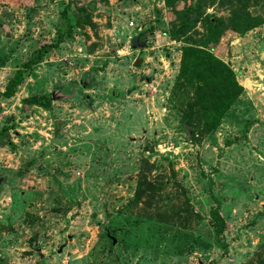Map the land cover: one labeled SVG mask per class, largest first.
Instances as JSON below:
<instances>
[{"label": "rangeland", "instance_id": "obj_1", "mask_svg": "<svg viewBox=\"0 0 264 264\" xmlns=\"http://www.w3.org/2000/svg\"><path fill=\"white\" fill-rule=\"evenodd\" d=\"M214 2L228 29L211 48L245 91L199 143L173 99L185 43L165 0H0V91L63 34L0 98V264H264V0ZM186 202L194 229L151 219Z\"/></svg>", "mask_w": 264, "mask_h": 264}, {"label": "trees", "instance_id": "obj_2", "mask_svg": "<svg viewBox=\"0 0 264 264\" xmlns=\"http://www.w3.org/2000/svg\"><path fill=\"white\" fill-rule=\"evenodd\" d=\"M165 1L167 7L176 15L169 34L173 40L185 43L179 73L173 88V99L180 114V121L188 131L190 140L200 143L220 127L227 113L242 97L245 89L238 81L232 67L218 57L211 48L213 43L216 44L221 40L228 29L225 28L224 18L210 16L206 12L208 6H213L214 0H202L199 7L188 5L183 9H177L176 0ZM64 15L66 18V13ZM202 27L205 29L200 31ZM257 27L256 21H250L243 30H252ZM62 41L63 34H60L56 43L43 46L34 58L21 64L5 90L0 91V98L14 97L17 88L24 82L25 76L42 62L45 50L58 47ZM24 104L48 108L51 105V99L43 95H33L26 98ZM3 130L5 132L7 128ZM146 164L148 165L149 162ZM145 173L141 176L139 188L142 189L146 185L151 191L148 166L145 168ZM5 184L6 178L0 176V190ZM165 187H168V183H165ZM159 212L167 214L151 219L167 226H177L188 230L196 228L197 224L194 223L199 218L187 202L181 209L173 206ZM211 214L216 236L224 242L222 238H224L226 226L225 219L218 208H214Z\"/></svg>", "mask_w": 264, "mask_h": 264}, {"label": "water", "instance_id": "obj_3", "mask_svg": "<svg viewBox=\"0 0 264 264\" xmlns=\"http://www.w3.org/2000/svg\"><path fill=\"white\" fill-rule=\"evenodd\" d=\"M143 61V59L142 58H139L138 60H137V62H136V65L139 67L140 65H141V62ZM115 96H119V93H117V92H112ZM60 251H62V249L60 250Z\"/></svg>", "mask_w": 264, "mask_h": 264}, {"label": "built area", "instance_id": "obj_4", "mask_svg": "<svg viewBox=\"0 0 264 264\" xmlns=\"http://www.w3.org/2000/svg\"><path fill=\"white\" fill-rule=\"evenodd\" d=\"M134 23H131V25H133Z\"/></svg>", "mask_w": 264, "mask_h": 264}]
</instances>
